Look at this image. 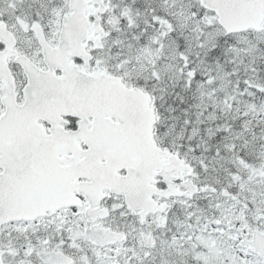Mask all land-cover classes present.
<instances>
[{
	"label": "snow or ice",
	"instance_id": "1",
	"mask_svg": "<svg viewBox=\"0 0 264 264\" xmlns=\"http://www.w3.org/2000/svg\"><path fill=\"white\" fill-rule=\"evenodd\" d=\"M0 264H264V0H0Z\"/></svg>",
	"mask_w": 264,
	"mask_h": 264
}]
</instances>
